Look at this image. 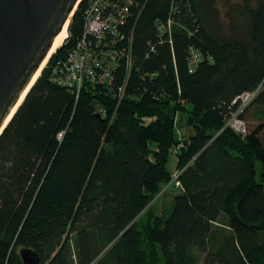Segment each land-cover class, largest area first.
Returning a JSON list of instances; mask_svg holds the SVG:
<instances>
[{
  "label": "trees",
  "instance_id": "obj_1",
  "mask_svg": "<svg viewBox=\"0 0 264 264\" xmlns=\"http://www.w3.org/2000/svg\"><path fill=\"white\" fill-rule=\"evenodd\" d=\"M87 1L0 133V264H25L21 248L36 264H264V0H223L246 19L227 37L206 22L220 0H145L120 26L129 71L76 96L53 67ZM248 90L240 133L227 120Z\"/></svg>",
  "mask_w": 264,
  "mask_h": 264
},
{
  "label": "built area",
  "instance_id": "obj_2",
  "mask_svg": "<svg viewBox=\"0 0 264 264\" xmlns=\"http://www.w3.org/2000/svg\"><path fill=\"white\" fill-rule=\"evenodd\" d=\"M145 0H88L84 10L83 30L75 45L67 54L55 62L53 82L70 89L78 96L85 81L92 84H111L113 70L121 60L126 61L127 72L132 62L131 37L126 36L120 26L125 24L132 14L133 8ZM169 16L165 22L157 21L160 32H168L173 26ZM125 39L128 44L125 46ZM201 59L198 49L192 48L188 59L189 69L193 70ZM123 86L119 87L122 94ZM256 90L243 91L235 101H239V109L227 120V125L240 133H245L244 121L239 118V111L254 97ZM59 137L62 132H59ZM175 185L177 172L173 173Z\"/></svg>",
  "mask_w": 264,
  "mask_h": 264
},
{
  "label": "water",
  "instance_id": "obj_3",
  "mask_svg": "<svg viewBox=\"0 0 264 264\" xmlns=\"http://www.w3.org/2000/svg\"><path fill=\"white\" fill-rule=\"evenodd\" d=\"M79 1L0 0V133ZM95 104L96 101L93 109ZM19 254L25 264H36L39 260L31 248H21Z\"/></svg>",
  "mask_w": 264,
  "mask_h": 264
},
{
  "label": "rangeland",
  "instance_id": "obj_4",
  "mask_svg": "<svg viewBox=\"0 0 264 264\" xmlns=\"http://www.w3.org/2000/svg\"><path fill=\"white\" fill-rule=\"evenodd\" d=\"M221 2V0L219 1V9L216 11V13H215V16H207V18H206V22H207V24H208V26L210 27H213L215 30V32L220 36V37H227L229 34H230V28H229V26H230V21L231 20H235L236 22L237 21H239V22H246V19L244 18V17H242V16H239V13H235V11H233L232 13H231V15H229L228 13H227V9H228V6H226V5H224L223 4V0H222V3H220ZM231 5H232V3H231ZM232 9H233V7H232ZM71 17H72V15H71ZM70 21H71V18H70V20H69V23H70ZM69 23H68V26H69ZM216 24L218 25H220V27L218 28H216ZM69 28V27H68ZM67 28V29H68ZM68 36H69V29H68V34H67V36H66V38L65 39H67L68 38ZM65 39H64V41H65ZM63 41V42H64ZM63 44V43H62ZM50 57V56H49ZM49 59V58H48ZM48 61V60H47ZM46 61V62H47ZM46 62H45V64H46ZM45 64H44V66H45ZM43 66V67H44ZM42 70V69H41ZM41 72V71H40ZM181 117L183 118V114H180V117H179V120H178V123L179 124H183L182 123V120H181ZM257 123V120H254V119H251L250 121H248V120H246V126L249 128V125L251 124H256ZM180 128H182L181 126H180ZM185 132H189V129L186 127L185 128ZM168 168L170 169V170H173L174 168H175V153L173 152V151H171V153H170V156H169V161H168ZM175 186H177V185H175ZM167 191H170V188H168L167 189ZM164 195V194H163ZM171 193L170 192H168L166 195H165V197L164 198H166V199H169L170 197H171ZM162 199V198H161ZM161 199H158V200H156L155 202H154V204H153V208L154 209H156V210H160V208H161V203H162V201L163 200H161Z\"/></svg>",
  "mask_w": 264,
  "mask_h": 264
},
{
  "label": "bare ground",
  "instance_id": "obj_5",
  "mask_svg": "<svg viewBox=\"0 0 264 264\" xmlns=\"http://www.w3.org/2000/svg\"><path fill=\"white\" fill-rule=\"evenodd\" d=\"M68 23H69V19L66 20L64 26L62 27V29L60 30V32L57 34V36L55 37L52 46L46 56V58L43 60V62L41 63L40 67L36 70V72L34 73L31 81L28 83V85L26 86V88L24 89V91L22 92V94L20 95V97L18 98L16 104L14 105L12 111L10 112V114L7 116L6 120L4 121V124L10 119V117L12 116L13 112L16 110V108L19 106V104L22 102V100L24 99V96L26 95L27 91L29 90L30 86L33 84V82L36 80V78L39 76L41 69L43 68L45 62L48 60L49 56L56 50L57 47H59L64 39L66 38L67 34H68Z\"/></svg>",
  "mask_w": 264,
  "mask_h": 264
}]
</instances>
